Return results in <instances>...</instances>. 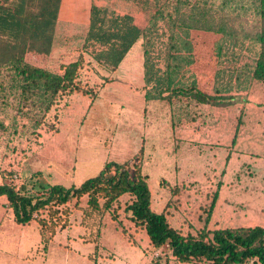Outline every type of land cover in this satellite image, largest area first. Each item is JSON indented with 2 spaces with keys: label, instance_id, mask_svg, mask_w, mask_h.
Wrapping results in <instances>:
<instances>
[{
  "label": "crops",
  "instance_id": "0c3cea01",
  "mask_svg": "<svg viewBox=\"0 0 264 264\" xmlns=\"http://www.w3.org/2000/svg\"><path fill=\"white\" fill-rule=\"evenodd\" d=\"M160 4L161 0H61L55 32L64 26L74 38L81 30L94 54L107 49L108 45L88 37L93 7L102 10L107 23L113 16L120 22L128 18L130 24L143 30L150 26V19ZM157 29L151 36L149 47L141 34L115 69L100 65L92 55V66L97 63L103 70L101 75H97L99 79L90 86H97V95L106 88L110 89L116 95V101L123 106L136 102V109L144 115L151 110V119L143 126L141 146L144 162H148L151 170H146L143 162L144 172L149 176L152 209L166 212L170 224L181 228L184 234H196L197 230L205 227L203 207L210 203L212 197L205 194L206 199L200 198L195 205L186 203L184 193L200 192V189L195 185L189 189L183 187L180 181L184 178L180 176L207 173L206 166L203 167L204 160L212 156L224 158L221 169L213 173L222 174L225 182L217 185L218 197L207 227L264 226L259 222L255 225L248 223L247 218L239 224V211H233L236 207L251 206L255 210L250 212L264 215V201L254 205L239 202L241 192H248L246 200L252 192H262L264 200V81L255 80L252 76L259 44L249 39L241 45L226 43L221 35L190 30L191 46L179 50V67L173 76H169V28L159 21ZM69 43L71 46L77 44L75 41ZM146 48L150 53L149 74L146 70ZM48 59L40 60L46 64ZM124 65L127 66L124 68ZM176 88H193L194 92L199 90L212 99H198L194 93H172ZM94 99L88 98L87 106L90 107ZM136 153L126 160L132 159ZM180 158L189 170L182 168L176 160ZM193 158L198 160V165L190 164ZM99 160L93 156L75 160L72 176L77 175L78 183L63 185H80L95 163H98L100 171L110 161ZM152 173L156 175L154 187L150 181ZM178 174L179 177H175ZM3 182L5 178L0 174V183ZM129 198V194L121 198L117 218L110 212L104 216L97 237H93L91 232L93 228L96 230V225L88 227L84 224L83 208L87 206V197L84 196L78 204L68 202L65 205L69 209L68 215H62L65 225L56 228L46 245L37 219L18 223L7 196L1 195L0 256L10 254V264H15L14 258L19 264H208L181 262L173 254L154 257L152 253L157 248L152 245L146 229L126 216L124 208ZM189 207L194 208L190 215Z\"/></svg>",
  "mask_w": 264,
  "mask_h": 264
},
{
  "label": "trees",
  "instance_id": "16d2710c",
  "mask_svg": "<svg viewBox=\"0 0 264 264\" xmlns=\"http://www.w3.org/2000/svg\"><path fill=\"white\" fill-rule=\"evenodd\" d=\"M60 4L61 0H0V71L4 66L10 67L15 81L11 86L20 89L24 100L32 101L36 115L41 119L63 93L92 92L80 84L82 55L70 63L61 64L60 71L26 61L28 52L36 53L41 60L49 58ZM249 15L255 20L250 28H246L244 19ZM159 21L169 28L167 75L173 76L177 71L178 52L190 48V30H196L221 35L226 43L241 45L247 39L258 43L260 49L252 76L264 81V0H161L150 19V26L143 30L130 24L128 18L120 22L113 16L107 23L102 10L93 7L88 37L108 45L107 49L95 52L93 58L100 65L115 69L141 34L149 47ZM145 51L149 74L150 53L148 48ZM172 93H194L198 99H212L199 90L194 92L193 88H176ZM143 157L141 148L130 160L108 161L96 175L80 185L43 186L24 182L16 187L3 182L0 183V196H7L18 223L37 219L46 245L56 228L65 225L62 215H68L69 209L65 207L68 202L78 204L84 196L87 197V206L83 208L84 224L88 227L96 225V230L93 228L91 232L97 237L104 216L110 212L117 218L120 200L129 194L124 208L126 216L146 229L155 248L168 244L179 261L264 264V226L207 227L217 191L210 203L203 207L206 225L197 230V235L193 232L184 234L181 228L170 224L166 212L154 211ZM29 184L36 187L35 192L31 191ZM35 212H38L37 217Z\"/></svg>",
  "mask_w": 264,
  "mask_h": 264
},
{
  "label": "rangeland",
  "instance_id": "374dc122",
  "mask_svg": "<svg viewBox=\"0 0 264 264\" xmlns=\"http://www.w3.org/2000/svg\"><path fill=\"white\" fill-rule=\"evenodd\" d=\"M254 20L253 15L245 17L244 25L246 28H250V25L254 24ZM66 31L62 26L55 32L52 43L54 46L51 47L48 63L45 64L36 53L32 52L26 54V61L38 66H45L54 71H60V65L65 64L63 62L78 59L82 55L84 60L83 67L79 72L80 84L83 87L89 86L88 88L92 90L91 94L76 91L72 92L74 94L63 93L45 117L41 119L39 115H36L37 110L32 101L24 100L20 89L17 86H11L15 81L12 79L13 72L10 67L4 66L0 71V174H3L7 183H9L11 176L10 169L13 161L17 159L15 152L23 154L21 168V176L24 177L22 178L23 183L73 184L78 183L77 175L72 176L74 173L73 165L76 163L75 160L80 159V157L93 156L97 160L122 161L131 158L134 153L142 148L141 134L144 123L151 119V110L149 109L144 115L136 109V102H131V106L121 105L120 102L116 101V95H113L108 88L97 95V86H90L99 79L97 75H101L103 68L96 65L97 63H94L95 67L92 66V62H94L91 58L93 50L89 49V44L85 41L81 30L74 38H71L70 33ZM70 41H75L77 44L71 46L69 45ZM126 66L124 65V68ZM92 97L95 99L89 107L86 100ZM38 120H42L41 123H38ZM56 126L58 130H54ZM193 159L190 160V164L192 166L198 165V160ZM176 160L181 163L182 168H187L186 165L184 167L182 164L184 161L182 158ZM188 160L186 159V161ZM223 162L224 158L215 159L211 156L204 160L203 167L206 166L207 173H186L180 176L184 178L180 181L183 187L189 189L195 185L196 188L199 187L200 189V192H185L184 200L186 203L192 202L195 205L200 198L206 199L204 198L205 194L212 197L217 185L225 182L222 179L224 177L222 174L214 175L213 173L221 169ZM144 163L146 170L151 172L147 165L148 162ZM94 166L85 178L97 174L99 171L98 163H95ZM171 176L174 177V175ZM166 177H170V175ZM175 177H179V174ZM155 179L156 175L152 173L150 181L153 187L156 182ZM31 184H29V188L35 192L36 187H31ZM247 194L248 192L240 193V203L247 202L254 205L264 201L262 192H252L250 198L246 200ZM230 201L228 204H231ZM236 202L234 203L236 204ZM189 208L190 213L188 208L185 210L190 215L194 208ZM171 209H174L173 206ZM253 210H255L254 207L243 206L236 207L233 211L234 213L239 211V224L246 218V221L253 225L258 222L264 224V215L256 211L250 212ZM151 252L152 250L149 249L148 253L151 254ZM13 261L15 264H19L15 258ZM0 264H10V254L0 256Z\"/></svg>",
  "mask_w": 264,
  "mask_h": 264
},
{
  "label": "built area",
  "instance_id": "2783aa9c",
  "mask_svg": "<svg viewBox=\"0 0 264 264\" xmlns=\"http://www.w3.org/2000/svg\"><path fill=\"white\" fill-rule=\"evenodd\" d=\"M15 156H17V159H14L13 165L11 166V169H10L11 176L9 178V184H12L17 187L23 183L22 176H21L23 154L20 152H15ZM34 216L37 217L38 212H35ZM168 254H172V250L168 244H165L153 251L154 257H162Z\"/></svg>",
  "mask_w": 264,
  "mask_h": 264
}]
</instances>
